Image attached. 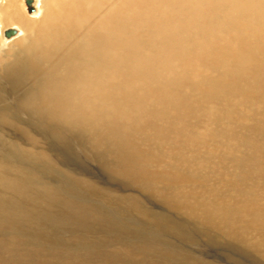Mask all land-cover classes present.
Segmentation results:
<instances>
[{
    "label": "bare ground",
    "instance_id": "1",
    "mask_svg": "<svg viewBox=\"0 0 264 264\" xmlns=\"http://www.w3.org/2000/svg\"><path fill=\"white\" fill-rule=\"evenodd\" d=\"M16 2H0V145L10 148L0 146V264H144L151 255L201 263L147 239H119L127 223L43 180L41 169L57 170L50 149L38 147L45 133L69 148L73 137L112 177L264 260V0H32V11L24 0L32 18ZM193 77L206 104L183 110ZM228 108L232 161L209 145L208 126ZM12 129L31 147L9 140ZM72 180L74 192L103 194L190 238L133 193ZM62 227L75 231L67 241L84 244L83 253L64 245ZM110 227L119 251L97 250L76 233L98 237Z\"/></svg>",
    "mask_w": 264,
    "mask_h": 264
},
{
    "label": "rangeland",
    "instance_id": "2",
    "mask_svg": "<svg viewBox=\"0 0 264 264\" xmlns=\"http://www.w3.org/2000/svg\"><path fill=\"white\" fill-rule=\"evenodd\" d=\"M16 3L19 6L21 12H23L24 16L28 18H32L30 17L32 15H29L27 13L24 0H17ZM3 27L5 26L0 25V28ZM13 41L14 39L11 40L10 43H13ZM5 48L6 47L3 46L2 50H4ZM191 81L193 83V87H191V96H190V98H192L191 99L192 102L187 101L186 103H183L185 104L183 106V110L186 109L184 108L186 107V105H193V107L196 108L197 110H202L206 104L205 103L206 98L203 97L206 96V94L205 92L202 93V89H206V88L204 84H201L199 82L197 77H193ZM178 86L182 87L183 81H179ZM228 110L229 111L226 119H223L216 126L215 125L208 126V128L211 129L210 131L213 132L212 137H209V142H210L209 145H217L216 154H218L219 157H221L223 154H226L227 156L225 159L229 158V161H232V155L234 154V143L236 142V138L234 137V123L232 122V120L228 119L231 109L228 108ZM263 112H264V108H263ZM208 121L204 120V118L198 119V122H208ZM227 128H230L231 130H227ZM223 132H226L229 135L227 136L221 135ZM7 137L9 140L17 142L22 147L24 146L31 147L28 140H26V138L23 135H21L17 130L14 129L10 130L7 133ZM71 138L70 140L72 142L71 144L72 146H70L69 148L63 143L61 144L58 141H55L47 133H45L44 136H42L41 139H43L44 141L41 140L38 147L43 149L47 148L46 149L47 151H49L50 149L49 153L51 154V159L53 163H55L57 168L56 172H49L41 169L40 172L42 174V178L47 182H50L52 184L54 183V185L59 186L64 190H67V193L69 195L73 196L76 199H80V201L85 200V201L97 203L101 208H104L107 213H110V215L114 220L123 221L125 224L127 223L125 226L129 231L127 233H123L121 236H118L119 239L123 241L128 240V242H132V243L137 241H144L147 239L154 244L157 243L156 245L166 246L167 248L180 250L184 252L187 256L196 257L197 260L201 262L200 264H264V260H262L252 251L251 252L249 251L248 253L241 250L236 246L237 244L226 242V240H223L220 237H218L219 235H217V233L213 234V236L211 237L213 239L209 238L201 228L193 225L190 221H186V218L183 215L171 211L167 206H165L160 201L154 199L152 196H149V194L142 192L137 187L136 188L134 186L132 187V185H129V183L125 182L124 180L122 179L119 180V178L112 177V175L100 163L91 159L88 155L86 156L82 147L79 144H77V142L73 137ZM0 146L10 151L8 145L6 146L5 144H2ZM15 157L18 162L23 163L25 166L36 168L38 170L41 168V166H39L38 164H34L22 160L21 158H18V156ZM74 177L84 178L108 192L110 191L113 193L114 191V193L116 194L133 193V195L138 196L141 199V201L144 203L145 206L150 207L155 211H158V213L165 214L166 216L174 220V222H177L181 226V228H184V230L188 232L190 238H186L185 236H182L172 230L159 227L149 222L145 218L137 215L135 212L131 210L129 211V209L126 208V206L123 204L109 203V201L103 196V194L93 195L88 191L74 192L70 190L69 186L73 185L72 179ZM236 185L237 182L234 183V187ZM189 224L191 225L189 226ZM66 228L68 227H62V230L58 235L62 239H65L67 241L70 240L73 234H75L74 233L75 231L70 228L66 230ZM114 228L115 227L102 229L100 231L101 235L98 237L94 233L92 234L91 232L92 230L86 231V229H77L76 233L85 234L86 236H88V239L92 240L95 243V245H97V247L95 246V249L97 250H101L103 247L105 248V244H106V250L108 252L109 250L119 251V249L122 248L121 247L122 241L117 240L115 238L117 236V228H115L116 230ZM110 233L111 235L112 233L114 235L111 236L109 235ZM101 236H103L104 238L103 237L101 238ZM70 242L67 241L64 245L73 251H79L83 253L85 248L84 244L82 243L79 244L78 242L75 241L74 242L70 241ZM178 262L179 264L187 263L186 261L184 262V259ZM144 264H164V261L162 258L159 259L156 256L151 255L147 259V261L144 262Z\"/></svg>",
    "mask_w": 264,
    "mask_h": 264
},
{
    "label": "water",
    "instance_id": "3",
    "mask_svg": "<svg viewBox=\"0 0 264 264\" xmlns=\"http://www.w3.org/2000/svg\"><path fill=\"white\" fill-rule=\"evenodd\" d=\"M27 5H28L29 11H32L34 9L33 4H32V0H27ZM15 32H16L15 29H9L6 31V35L10 36V35L14 34Z\"/></svg>",
    "mask_w": 264,
    "mask_h": 264
}]
</instances>
